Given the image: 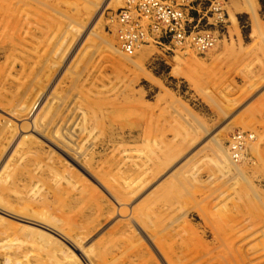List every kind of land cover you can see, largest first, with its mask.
<instances>
[{"label": "rangeland", "instance_id": "374dc122", "mask_svg": "<svg viewBox=\"0 0 264 264\" xmlns=\"http://www.w3.org/2000/svg\"><path fill=\"white\" fill-rule=\"evenodd\" d=\"M126 1L0 0V264H264V0Z\"/></svg>", "mask_w": 264, "mask_h": 264}, {"label": "built area", "instance_id": "2783aa9c", "mask_svg": "<svg viewBox=\"0 0 264 264\" xmlns=\"http://www.w3.org/2000/svg\"><path fill=\"white\" fill-rule=\"evenodd\" d=\"M193 1L127 0L115 14L122 27L120 40L127 50L131 49L148 26L153 37L157 34V39L165 37L176 44L189 41L197 49L212 46L214 36L209 30H195L196 27L190 26L189 10ZM145 22L147 23L144 25Z\"/></svg>", "mask_w": 264, "mask_h": 264}, {"label": "bare ground", "instance_id": "6f19581e", "mask_svg": "<svg viewBox=\"0 0 264 264\" xmlns=\"http://www.w3.org/2000/svg\"><path fill=\"white\" fill-rule=\"evenodd\" d=\"M236 140L235 141H231V145H233V144H238L240 141H241V139L240 138H238V135L237 136H235L234 137ZM243 139V138H242ZM235 146V145H234ZM233 151V150H232ZM233 153V152H232ZM40 225L43 227L44 225H45V223H43V222H41L40 223ZM50 226V225H49ZM53 226V225H52ZM45 228V227H44ZM52 228V227H51Z\"/></svg>", "mask_w": 264, "mask_h": 264}]
</instances>
